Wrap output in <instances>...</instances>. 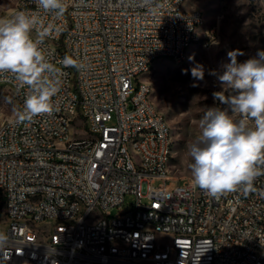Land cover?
<instances>
[{
	"label": "built area",
	"instance_id": "1",
	"mask_svg": "<svg viewBox=\"0 0 264 264\" xmlns=\"http://www.w3.org/2000/svg\"><path fill=\"white\" fill-rule=\"evenodd\" d=\"M187 2L68 0L44 15L59 91L50 114L0 125V264H264V175L220 199L175 180L171 126L142 80L199 40L204 13ZM0 87L22 106L10 74ZM129 194L134 208L112 216Z\"/></svg>",
	"mask_w": 264,
	"mask_h": 264
},
{
	"label": "clouds",
	"instance_id": "2",
	"mask_svg": "<svg viewBox=\"0 0 264 264\" xmlns=\"http://www.w3.org/2000/svg\"><path fill=\"white\" fill-rule=\"evenodd\" d=\"M34 3L35 11L18 9L11 15H0V74H10L27 89L22 106L14 109L17 124L50 114L60 84L54 76L56 66L42 47L53 31V26L45 23L44 15L60 17L68 0ZM144 3L150 4L152 0ZM241 55L244 53L239 49L229 51V62L222 65V71L209 72L221 88L212 93L214 101L227 107H206L198 134L186 145L193 185L215 199L233 192L255 191L257 178L264 175V50H257L243 62L238 61ZM189 60H194V54ZM63 63L78 66L68 56ZM191 76L192 86L198 87L196 81L205 77L204 65L194 64ZM7 239L0 232V246Z\"/></svg>",
	"mask_w": 264,
	"mask_h": 264
},
{
	"label": "rangeland",
	"instance_id": "3",
	"mask_svg": "<svg viewBox=\"0 0 264 264\" xmlns=\"http://www.w3.org/2000/svg\"><path fill=\"white\" fill-rule=\"evenodd\" d=\"M17 2L0 0V15H9ZM186 7L204 13L199 40L188 50L184 63L163 58L142 77L150 84L152 99L171 126L174 146L169 171L175 180L191 177L186 145L198 134L199 120L206 107H227L214 101L212 93L221 88L209 72L222 71V65L229 62V51H242L244 55L238 61L243 62L257 50H264V0H188ZM193 54L194 60L190 61ZM196 63L204 65L205 77L196 81L198 87H193L191 68ZM14 109V98L6 88L0 87V125L14 114ZM176 185L173 183L171 189ZM135 202L134 195H127L123 205L111 209L112 216L133 209Z\"/></svg>",
	"mask_w": 264,
	"mask_h": 264
},
{
	"label": "trees",
	"instance_id": "4",
	"mask_svg": "<svg viewBox=\"0 0 264 264\" xmlns=\"http://www.w3.org/2000/svg\"><path fill=\"white\" fill-rule=\"evenodd\" d=\"M2 206H3V202H1V208H2Z\"/></svg>",
	"mask_w": 264,
	"mask_h": 264
}]
</instances>
